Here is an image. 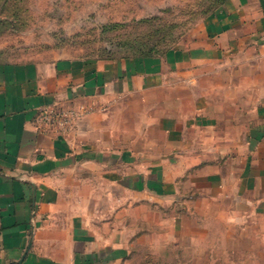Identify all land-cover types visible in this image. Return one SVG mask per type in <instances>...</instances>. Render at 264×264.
<instances>
[{
	"label": "crops",
	"instance_id": "crops-1",
	"mask_svg": "<svg viewBox=\"0 0 264 264\" xmlns=\"http://www.w3.org/2000/svg\"><path fill=\"white\" fill-rule=\"evenodd\" d=\"M204 27L153 57L0 54V264H153L249 184L264 208V0Z\"/></svg>",
	"mask_w": 264,
	"mask_h": 264
},
{
	"label": "rangeland",
	"instance_id": "rangeland-1",
	"mask_svg": "<svg viewBox=\"0 0 264 264\" xmlns=\"http://www.w3.org/2000/svg\"><path fill=\"white\" fill-rule=\"evenodd\" d=\"M227 1L0 0V54L127 59L151 50L165 55L201 38L205 23ZM228 199L216 206L213 222L188 223L191 233L201 235L185 237L189 247L153 255L150 262L264 264L259 192L249 184L247 207H233Z\"/></svg>",
	"mask_w": 264,
	"mask_h": 264
},
{
	"label": "built area",
	"instance_id": "built-area-1",
	"mask_svg": "<svg viewBox=\"0 0 264 264\" xmlns=\"http://www.w3.org/2000/svg\"><path fill=\"white\" fill-rule=\"evenodd\" d=\"M37 123L43 128L58 127L64 129L69 121L62 112H58L53 108H44L39 111Z\"/></svg>",
	"mask_w": 264,
	"mask_h": 264
},
{
	"label": "trees",
	"instance_id": "trees-1",
	"mask_svg": "<svg viewBox=\"0 0 264 264\" xmlns=\"http://www.w3.org/2000/svg\"><path fill=\"white\" fill-rule=\"evenodd\" d=\"M151 51V50H150ZM148 51L149 53H143V55L139 56V57H153V56H157L156 53L153 54V52Z\"/></svg>",
	"mask_w": 264,
	"mask_h": 264
}]
</instances>
